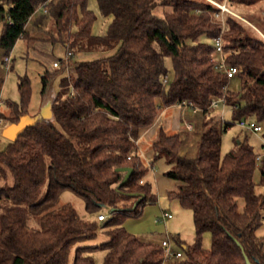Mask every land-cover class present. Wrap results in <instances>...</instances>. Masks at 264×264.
<instances>
[{"label": "trees", "instance_id": "1", "mask_svg": "<svg viewBox=\"0 0 264 264\" xmlns=\"http://www.w3.org/2000/svg\"><path fill=\"white\" fill-rule=\"evenodd\" d=\"M263 1L227 0L259 33L229 12L223 13V25L222 9L211 0H97L101 14L112 20L104 34H95L97 16L88 0H0L5 54L20 38L29 44L38 39L27 29L35 16L38 30L50 21L45 39L70 54L42 74L43 94L55 80L60 87L44 113H29L28 76L19 82L20 101L4 102L10 116L0 108L10 125L30 118L0 150V264H97L98 249L106 251L102 264H163L161 242L142 240L123 225L157 199L145 175L160 159L169 165L164 175L175 181L168 197L190 208L195 224L194 241L170 264H264V237L257 233L264 219V157L257 161L248 137L224 155L221 148L224 133L238 120L264 121V14L257 23L240 10ZM158 6L161 15L155 13ZM218 37L226 63L239 68L233 78L212 60L220 57ZM76 50L113 52L74 59ZM217 100L231 111L230 119L213 105ZM183 102L191 104L189 118L201 116L193 130L195 154L185 148L186 130L170 132L160 125L154 155L146 161L142 130L155 123L162 108ZM122 168H132L126 181ZM66 189L83 197L97 217L82 216L70 202L61 204ZM105 206L111 207L108 219L99 213ZM99 222L108 239L80 245L96 237ZM206 231L212 240L208 248ZM174 240L184 243L178 236Z\"/></svg>", "mask_w": 264, "mask_h": 264}, {"label": "rangeland", "instance_id": "2", "mask_svg": "<svg viewBox=\"0 0 264 264\" xmlns=\"http://www.w3.org/2000/svg\"><path fill=\"white\" fill-rule=\"evenodd\" d=\"M88 7L93 10L97 16V19L93 25V33L95 34H104L107 31V28L112 20L111 16H104L101 14L97 0H88ZM241 11L250 14L255 22L258 23V18L264 14V1L255 5L242 7ZM235 11V9H234ZM41 12V11H40ZM39 12V13H40ZM155 13L158 15L163 14V8L158 6L155 9ZM237 17L250 24L257 32L259 29L251 23L249 20L245 19L240 13L235 11ZM242 17V18H241ZM36 16L31 19V22L28 23L27 29L30 32L31 36H36L38 39L33 40L32 43H28V38H20L13 49L8 54L10 56V63L7 65L4 62V58L7 54L5 51L0 48V108L5 115L10 116V111L7 109V105L4 103L6 100L11 101H20V91H19V82L21 77L28 76L30 79L31 86V101L29 105V113L32 116L42 114L45 111V108L52 101L54 95L57 90H59V81L55 80L50 83L46 92L42 93V74L48 71H54L57 69L55 63H58L61 58L66 57V50L64 47L58 43L53 44L51 41L45 39L49 37L48 30L50 26V21L47 19L44 22V26L42 29H37L36 26ZM202 40L208 41L212 43V41L208 40L205 36L201 37ZM112 50L106 52H97V51H87L82 52L76 50L73 54L74 59H93L99 57L104 54L112 53ZM167 65L172 69L170 59H167ZM238 80H233L230 84L232 86H237ZM181 108V107H179ZM221 113V116L225 117L226 120L231 118V111L224 105L218 107ZM183 109L181 123L183 126L185 122L195 119V129H199L200 126L197 125L198 121L201 119L200 114L194 113V115L189 118L187 108ZM162 109L160 110L161 113ZM10 126V121L8 119H4L0 123V150L8 143L9 139L5 136L6 129ZM180 126V125H179ZM262 126L264 127V121H262ZM170 132L175 131L173 128H168ZM178 130V129H176ZM195 132L185 133L187 135V144L185 148L188 151L189 155H194L196 152L195 140L196 136H194ZM246 137L249 138L250 143L255 147L256 150L257 144L260 141L257 136L252 134L246 129H242L235 122L223 135L222 138V154L224 155L226 152L230 151L235 147L236 142L238 140H244ZM155 136L149 139H144L140 146L147 152L152 148L153 141ZM143 153V157L145 159V152ZM147 161V160H146ZM145 179L152 183L153 193L156 194L157 199L155 201L147 202L143 207L142 215L139 217H128L123 225L126 229L133 233L134 235L140 237L142 240L149 242H161L163 239L167 238L169 235L172 238V246L175 251L184 252V245L191 244L195 239V224L193 218V212L190 208L183 207L178 200L169 198L166 189L167 185L162 183H156L153 175L152 168L145 175ZM169 179L167 178V180ZM257 191H263L261 186L256 187ZM72 203L77 211L84 217L93 218L97 217V213H90L86 209V202L83 197L75 194L71 190H64L60 196V203ZM240 206H243L242 199L240 200ZM111 207L105 206L102 207L99 213H104L107 215V219L110 217ZM163 212H168L173 215L172 218L168 219L166 222L160 221L159 217H161ZM98 213V214H99ZM105 228L102 227V222H99V227L97 230V235L93 239L86 240L80 245H99L100 243L106 241L108 236L104 231ZM257 233L264 237V219L262 225L257 230ZM180 237L184 243H178L177 241H173V237ZM211 232L206 231L203 234V246L210 247L211 246ZM76 247V246H75ZM75 247L70 255V262L73 261ZM106 251L96 250L94 252V256L97 264H102L104 255ZM180 261L181 258H176ZM175 260V259H173ZM170 260L165 264H170Z\"/></svg>", "mask_w": 264, "mask_h": 264}, {"label": "built area", "instance_id": "3", "mask_svg": "<svg viewBox=\"0 0 264 264\" xmlns=\"http://www.w3.org/2000/svg\"><path fill=\"white\" fill-rule=\"evenodd\" d=\"M211 1L222 9V14L219 15V18H220L221 22L223 23V25H224L223 13L229 12V13H232V14L238 16V14H236L233 10H231L227 6V0H225L223 3H219L215 0H211ZM215 46H216L217 52H219V54H220V57H214L212 59L215 63V67L219 70L225 71L229 78L235 77L239 73V68L237 66L228 65L226 63L225 58L223 56V42H222L221 37H218L215 40ZM5 62L7 65H9V63H10V56L9 55H7L5 57ZM55 65H57V63H55ZM220 103H223V100L214 101L213 105L217 107V106H219ZM178 105L181 107L189 109V106L191 104L183 102V103L178 104ZM223 108H224V104H223ZM222 114L224 115L223 109H222ZM2 121H3V118L0 117V123ZM237 124L240 128L248 130L249 132H251L252 134H254L255 136H257L259 138L260 141L257 144V147H258L257 161L260 162L262 160V158L264 157V137H263L264 127L262 126V124L258 123L257 121H255L253 119H240L237 121ZM183 129L186 130L188 133H191L193 130H195V123L192 121H187V122H185ZM172 217H173V215L171 213L163 212L161 217H159V220L166 222L168 219H170ZM99 219L100 220L105 219V216L99 215ZM161 244L163 246L164 258H165L163 264H165L169 260L182 257L183 254L181 251H175L173 249L172 238L169 235H167V238H165L161 241Z\"/></svg>", "mask_w": 264, "mask_h": 264}, {"label": "crops", "instance_id": "4", "mask_svg": "<svg viewBox=\"0 0 264 264\" xmlns=\"http://www.w3.org/2000/svg\"><path fill=\"white\" fill-rule=\"evenodd\" d=\"M179 105H174V106H169V107H164L162 108L161 113H159L158 118L156 119L155 123L151 126H149L148 128H145L142 130L140 138H139V144H141V142L144 139H149L155 136L157 128L160 125L165 126L167 129L168 128H173V129H178V128H182L183 129V124L181 123V119H182V110L181 107ZM189 114V112H188ZM194 115V114H193ZM195 120V119H193ZM180 125V126H179ZM140 151L141 154L143 155L144 151L140 146ZM146 152V151H145ZM154 155L153 149L151 148L150 151L147 150V152L145 153V160L149 161ZM169 165H167L165 159H160L156 166L152 168L153 170V175H154V179L156 181V183H162L164 185H167V189H170L171 187H173L175 185V181L166 177L164 175V172L168 169ZM167 178L169 179V181H165L167 180ZM146 180V179H145ZM167 193V191H166Z\"/></svg>", "mask_w": 264, "mask_h": 264}, {"label": "water", "instance_id": "5", "mask_svg": "<svg viewBox=\"0 0 264 264\" xmlns=\"http://www.w3.org/2000/svg\"><path fill=\"white\" fill-rule=\"evenodd\" d=\"M47 109V107H46ZM45 109V111H46ZM30 122V118L29 117H24L21 119V121L19 123H16V124H11L5 131V136L8 138V139H11V140H15L18 135L24 130V128L26 127V125ZM123 171H127L126 174H125V177H124V180L123 181H126L131 172H132V168H122ZM248 264H251L249 262V260H247Z\"/></svg>", "mask_w": 264, "mask_h": 264}]
</instances>
